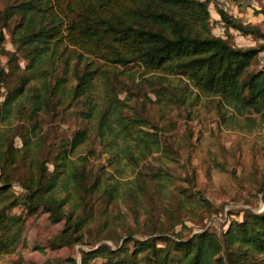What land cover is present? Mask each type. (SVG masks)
<instances>
[{"label":"rangeland","instance_id":"374dc122","mask_svg":"<svg viewBox=\"0 0 264 264\" xmlns=\"http://www.w3.org/2000/svg\"><path fill=\"white\" fill-rule=\"evenodd\" d=\"M9 3L10 0H0V27L2 11ZM218 9L243 23L255 25L264 35V0H211L208 5L209 26L214 35L226 36L237 47L264 46V36L226 29ZM18 20L13 17L0 30L4 48L16 52L20 67L0 53V67L5 71L11 68V75L5 83H0V106L7 93L15 88L16 76L20 77L23 69L26 73L30 64L22 49H16L14 32ZM92 61L99 67L87 98L83 96L73 102L66 99L61 105L53 99L45 111L31 115L28 99L22 97L13 103L9 121L1 125L0 138L3 151L6 137H12L16 158L15 165L8 168V178L12 181L9 190L12 198L20 200L24 193L21 183L36 176L37 163L44 161L49 176L55 153L65 142L63 139L71 140L77 130L85 129L86 140L68 157L72 171L83 166L87 192L80 187L74 190L71 179L65 188L60 183L55 191L59 197L70 193L71 204H66L67 209L76 208L77 212L83 207L92 216L80 242L57 247L64 220L52 222L43 209L26 214L21 203L6 205L7 216L0 227L7 236L18 221L21 236L8 252L0 253V264H73V261L81 264L82 252L99 244L114 248L130 237L133 240L165 235L175 238V232L185 238L206 228L221 234L231 220H241L246 210L258 213L264 210L260 192L264 189L262 112L253 109L237 112L220 97L202 94L184 76L146 71L136 63L123 66L108 65L96 58ZM76 64L81 71L82 64ZM62 66L56 65L49 82L59 75L71 87L76 83L75 71L63 73ZM263 66L264 50L255 57L242 79ZM81 111H90L91 116L86 118ZM103 112L108 127L101 130ZM34 121L38 123L35 130ZM25 131L32 139L27 155L20 138V133ZM144 142L150 148L142 150ZM3 177L0 171V184ZM96 179L103 181V186L112 183L121 186L115 200L107 202L101 188L90 186ZM129 187H137V192L141 189L136 212L129 199L132 192ZM6 203L7 199H0V208ZM159 230L163 233H158ZM62 241L66 243L70 239ZM132 244L133 241L127 244L130 249ZM101 260L95 257L90 264H100Z\"/></svg>","mask_w":264,"mask_h":264},{"label":"trees","instance_id":"16d2710c","mask_svg":"<svg viewBox=\"0 0 264 264\" xmlns=\"http://www.w3.org/2000/svg\"><path fill=\"white\" fill-rule=\"evenodd\" d=\"M211 0H10L2 11V28L8 26L13 17L19 20L15 26L16 49H22L30 64L18 75L15 88L4 97L0 106L1 125L9 121L15 101L27 98L31 115L45 111L54 99L58 105L68 99L70 102L87 98L94 87L95 74L99 66L96 58L108 65L139 64L146 71H160L186 77L204 95H216L237 112L253 109L264 115V66L257 72L242 79L264 46L237 47L229 39L214 35L209 26L208 5ZM217 13L226 29H233L243 35L264 36L255 25L243 23L223 9ZM0 31V53L8 56L20 69L16 52L7 51L3 46ZM14 42V45H15ZM82 64L79 71L76 63ZM61 63L63 73L74 70L76 83L67 87L68 80L62 76L52 77ZM30 66V67H29ZM76 69V70H75ZM28 70V71H27ZM11 75V68L0 67V83ZM10 88V87H9ZM8 88V89H9ZM92 111V106L90 107ZM90 111L83 113L86 118ZM32 120V119H30ZM100 129H106V114L100 117ZM36 124V125H35ZM38 123H32L33 130ZM103 135V133H102ZM105 136V135H103ZM0 150V171L4 175L0 184V199L7 203L0 208V226L7 213L5 206L22 204L26 214L43 209L52 222L64 220L57 247L80 242L91 213L83 207L70 211L69 194L57 196L56 186L66 187L71 179L74 190L80 187L87 192V175L83 166L72 171L70 152L87 138L85 129L77 130L71 140L63 139L62 149L56 151L53 171L46 175L45 163H37V174L21 183L23 195L12 198L8 168L15 165L12 137ZM20 138L31 150L30 135L20 133ZM156 142V140L151 141ZM70 150L68 151V149ZM150 148L147 142L142 150ZM36 162V159H35ZM29 167V166H28ZM29 171H33L29 167ZM97 179L90 186L102 189V196L113 201L121 192V186L112 183L103 186ZM100 186V187H99ZM137 186V185H136ZM129 199L136 212V203L141 189L129 187ZM263 193L264 189H260ZM71 204V203H70ZM79 206V203H78ZM5 236L0 227V253L8 252L21 236L18 221ZM158 233H163L159 230ZM175 238L167 235L144 240L125 239L114 248L99 244L83 251L81 264H90L91 259L100 257V264H264V210H246L241 220H231L227 228L217 234L206 228L182 238L178 232ZM70 239L64 243L62 240ZM106 237L105 239H109ZM133 241L132 248L128 243ZM161 244L160 247L157 245ZM73 264H76L73 261Z\"/></svg>","mask_w":264,"mask_h":264}]
</instances>
